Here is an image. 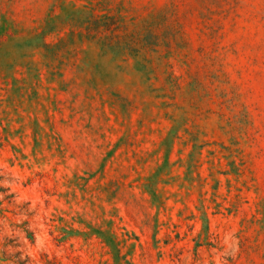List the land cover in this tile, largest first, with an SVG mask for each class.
<instances>
[{
    "label": "rangeland",
    "instance_id": "rangeland-1",
    "mask_svg": "<svg viewBox=\"0 0 264 264\" xmlns=\"http://www.w3.org/2000/svg\"><path fill=\"white\" fill-rule=\"evenodd\" d=\"M0 264H264V0H0Z\"/></svg>",
    "mask_w": 264,
    "mask_h": 264
},
{
    "label": "clouds",
    "instance_id": "clouds-1",
    "mask_svg": "<svg viewBox=\"0 0 264 264\" xmlns=\"http://www.w3.org/2000/svg\"><path fill=\"white\" fill-rule=\"evenodd\" d=\"M225 244L227 245L225 254H235L238 250V239L233 233H228L225 236Z\"/></svg>",
    "mask_w": 264,
    "mask_h": 264
}]
</instances>
